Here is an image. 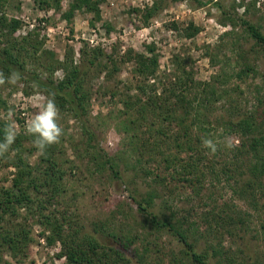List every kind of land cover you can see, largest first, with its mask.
I'll list each match as a JSON object with an SVG mask.
<instances>
[{
  "label": "trees",
  "instance_id": "trees-1",
  "mask_svg": "<svg viewBox=\"0 0 264 264\" xmlns=\"http://www.w3.org/2000/svg\"><path fill=\"white\" fill-rule=\"evenodd\" d=\"M102 1L73 0L63 16L71 22L75 11L84 9L92 12L97 20ZM170 1L192 2L197 7L211 4L223 15L221 24L235 29L238 20L264 55L261 28L244 15L239 16L235 11L231 14L220 1ZM8 2L0 0V71L6 76L18 71L21 80L17 84L24 85L26 93L43 94L46 100L54 94L59 115L74 119L83 132V140L72 144L74 152L77 154L83 147L89 154V161H94L96 170L108 171L113 178L122 179L118 163L101 152L98 131L89 121L92 96L108 98L111 102L108 112L130 145L126 154L135 157L133 169L143 177L153 178L139 199L131 197L142 217V228H147L145 234H142L143 229L127 234L109 232L101 223L93 224L92 234L82 232L74 227L79 224L80 212L72 205L78 202L79 195L71 187L65 164H71L70 169L78 166L75 161L65 158L66 150L60 151L66 141L65 130L59 143L49 146L44 155L38 153L32 143L34 137L26 134L25 129L16 132L15 142L7 153L0 156V164L12 169L10 179H0V264H9L6 256L18 263L28 256L32 242L30 220L48 232L46 238L50 244H59L57 256L64 260V264H131L128 251L137 264H246L243 256L236 257L231 246L224 247L223 242L249 229L252 215L248 211L227 203L218 205L215 201L200 215L199 221L187 222L181 221L174 211L169 215L160 214L154 207L155 200L161 196L159 187L168 188V179L177 177L191 190L200 191L206 180L213 184L223 178L233 184V194L262 217L259 218L260 230L253 227L251 232L256 239H259L258 235L264 238V203H261L264 200V107L236 118L216 116L212 119L213 109L225 92L220 88L221 75H213L208 81L197 79L191 59L183 53L173 54L170 67L160 72V56L153 43L145 45L143 53L136 54L129 49L121 56L115 49L106 51L83 46L79 63L74 62L69 47L64 60L60 61L42 48L43 42L36 32L17 35L21 22L6 16ZM33 2L43 10H59L61 0ZM162 2L154 0L143 11L136 9L135 12H141L144 25H149L162 8ZM106 29L109 33L110 26ZM199 30L189 24L183 38L191 39ZM211 60L214 62L212 57ZM127 63L131 64L132 79L124 82L120 73ZM57 70L62 71L61 79L54 76ZM252 71L253 67L248 64L245 70L236 74L240 76ZM100 78L104 84L96 86ZM6 86L10 84L0 86V115L3 110L7 111V99L2 91ZM259 101L264 103V100ZM11 121L0 116V141L4 139L5 126ZM212 130L239 138L228 165L220 171L203 169L208 149L202 146V139L207 138ZM100 157L105 159L100 161ZM148 163H159L158 169L166 171L169 178L147 169L144 165ZM134 181L135 178L131 183ZM165 207L171 210L166 204ZM200 232L204 234L206 245L202 252L196 249L194 239V233ZM163 233L170 234L180 243L182 259L173 253L165 254L160 244ZM236 250L245 253L241 248ZM258 257L262 259L259 261L258 258L256 264H264V255Z\"/></svg>",
  "mask_w": 264,
  "mask_h": 264
},
{
  "label": "rangeland",
  "instance_id": "rangeland-1",
  "mask_svg": "<svg viewBox=\"0 0 264 264\" xmlns=\"http://www.w3.org/2000/svg\"><path fill=\"white\" fill-rule=\"evenodd\" d=\"M72 1L61 0L59 10L55 8L43 10L33 0H9L5 12L7 17L19 19L21 22L17 35L24 36L29 32H36L43 42L42 48L53 53L60 61L64 60L69 47L73 51L74 62L79 63L80 50L83 46L106 51L115 49L121 56L129 49L136 54L143 53L144 46L153 43L160 56V72H163L170 67L169 60L173 54L183 53L191 59L190 63L197 79L208 81L213 75H221L223 82L220 88L222 87L225 92L213 109L212 119L216 116L224 119L236 118L257 109L262 110L264 107V103L259 101L264 100V55L260 47L247 36L238 20L235 22V29L228 24H221L223 15L211 4L197 7L192 2L173 3L170 0H163L162 8L146 26L142 22L141 12L135 11L136 9L143 11L150 7L154 0H103L99 5V19H94L92 12L81 9L76 10L71 22H68L63 13L70 9ZM218 1L231 14L235 11L239 16L244 15L245 19L258 25L264 34V0ZM189 24L199 27L200 30L193 38L186 39L183 35ZM108 26L109 33L106 29ZM174 27H178L179 30ZM248 64L253 67V71L238 76ZM130 69L129 63L122 67L120 73L122 81L132 79ZM54 76L61 79L62 71L57 70ZM103 84V78L96 81V86ZM2 91L7 99V111L9 109L14 111L11 125L18 133L22 129L26 130L28 122L46 103V97L37 92L26 93L21 83L6 86ZM110 109L111 102H108V98L92 96L89 104V121L98 131L99 148L103 150L101 152L106 157L107 155L113 157L118 163L122 179L113 178L108 171L96 170L94 161H89V154L85 153L83 147L79 149L77 153L79 158L76 159L77 154L72 144L83 140V132L74 119L59 115L58 122L65 130L66 137L60 151L66 150L65 158L70 162L75 161V165L78 166L70 169L71 164H65L71 187L79 195L78 202L72 205L80 212L79 224L74 227L92 234L93 224L101 223L109 232L127 234L135 229H143L142 234H145L147 228H142V217L131 197L139 199L153 176L143 177L135 168L133 169L135 157L130 153L126 154L130 145L126 135L117 129L116 120L108 112ZM7 111L1 112V119L7 118ZM223 136L221 130L216 132L212 130L207 137L217 143V151L215 153L206 151L207 159L203 163L205 171L209 168L220 171L223 166L228 165L234 154L233 146L239 143L238 136L233 134ZM227 142H231L233 146L225 147ZM103 159L105 158L100 157V161ZM158 165L159 163H148L144 166L169 178L166 171L158 169ZM11 172V168H5L0 164V179H10ZM167 182L168 188L159 187L161 196L155 200L156 212L169 215L174 211L181 221L191 222L199 221L200 215L208 211L215 201L218 205L227 203L248 211L252 215L249 229L246 232H239L233 238L224 239L223 245L231 246L235 256H243L241 258L246 264H256L258 258L259 261L262 259L258 256L264 255V238L258 235L259 239H256L254 232H251L253 227L260 230L259 218L262 217H258L249 206L233 194L232 183H227L223 178H220L219 182L213 181V184L206 180L202 189L198 191L191 190L177 177L174 180L168 179ZM261 203H264V200H261ZM165 204L170 206L171 210L167 209ZM30 225L32 242L28 256L21 263L6 256L9 264H64V260L57 256L60 251L59 244L57 242L50 244L46 238L48 232L39 224L30 220ZM203 237L204 234L201 232L194 233L196 249L200 252L206 249ZM160 244L165 254L173 253L178 259H182L181 245L173 236L163 233ZM237 248L243 249L245 253H239ZM127 257L131 264H137L130 251L127 252ZM210 259L213 263V258Z\"/></svg>",
  "mask_w": 264,
  "mask_h": 264
},
{
  "label": "clouds",
  "instance_id": "clouds-1",
  "mask_svg": "<svg viewBox=\"0 0 264 264\" xmlns=\"http://www.w3.org/2000/svg\"><path fill=\"white\" fill-rule=\"evenodd\" d=\"M21 80V74L18 71H12L7 76L0 71V86L4 84L15 85ZM7 119L11 120L14 111L9 109L6 113ZM59 109L57 107L54 94H50V98L41 107L26 126V134L34 137L32 143L37 148L40 155H44L46 149L54 144L59 143L64 134V129L59 124ZM15 127L11 124L5 126L4 139L0 141V156L9 151L16 139ZM202 146L211 152L217 151V143L211 138H203ZM231 142H227L225 147L231 148Z\"/></svg>",
  "mask_w": 264,
  "mask_h": 264
}]
</instances>
